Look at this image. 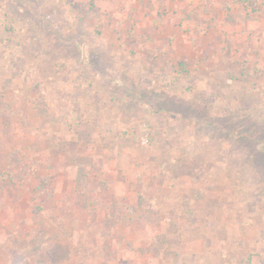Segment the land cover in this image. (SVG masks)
Wrapping results in <instances>:
<instances>
[{
  "label": "rangeland",
  "instance_id": "obj_1",
  "mask_svg": "<svg viewBox=\"0 0 264 264\" xmlns=\"http://www.w3.org/2000/svg\"><path fill=\"white\" fill-rule=\"evenodd\" d=\"M149 263L264 264V0H0V264Z\"/></svg>",
  "mask_w": 264,
  "mask_h": 264
},
{
  "label": "crops",
  "instance_id": "obj_2",
  "mask_svg": "<svg viewBox=\"0 0 264 264\" xmlns=\"http://www.w3.org/2000/svg\"><path fill=\"white\" fill-rule=\"evenodd\" d=\"M153 263V262H152ZM150 264V263H149Z\"/></svg>",
  "mask_w": 264,
  "mask_h": 264
}]
</instances>
